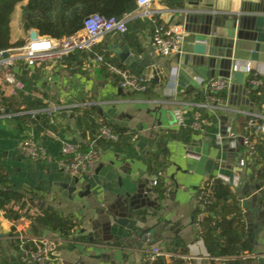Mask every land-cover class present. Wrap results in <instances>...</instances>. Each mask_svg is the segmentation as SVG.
Returning a JSON list of instances; mask_svg holds the SVG:
<instances>
[{"label": "crops", "instance_id": "obj_1", "mask_svg": "<svg viewBox=\"0 0 264 264\" xmlns=\"http://www.w3.org/2000/svg\"><path fill=\"white\" fill-rule=\"evenodd\" d=\"M239 4L234 1V9ZM184 6L185 0H153L147 9L160 22L180 24L185 29L186 42L181 55L162 57L153 50L151 17L144 15L146 9H134L129 13L126 32L105 33L92 51L76 50L61 60L34 65L19 57L15 70L25 84V91L15 93L11 84L0 81V101L10 91L16 96L14 108L0 102L4 108L0 112V164L7 174V185L22 192L33 190L41 207L71 214L78 222L69 236L71 241L58 245L51 262L26 263L19 258L16 240L40 235L34 234L30 219L24 216L13 219L0 207V264H140L146 250L153 245L164 249L170 242H181L187 248V253L169 251L184 259L181 264H210L206 244L193 226L201 183L212 175L231 176L241 171L239 197L251 196L254 207L264 208V199L258 197L262 188L257 189L251 169L244 163L241 142L243 112L264 111V97L254 104L250 90L244 89L245 84L240 85L236 78L225 93L229 109L212 113L216 121L208 133H196L188 142L170 137V130L178 131L192 122L196 112L193 103L205 99L202 81L229 75L237 61H252L254 68L264 73V37L258 41V32L242 25L236 16L220 13L202 21L199 12L183 11ZM19 9L16 7L10 25L11 42H22L11 47L16 53L30 39V29H24ZM233 19L235 23L231 22ZM204 34L208 36L206 51L196 54L193 44ZM122 52L130 55L122 58ZM97 55L104 61H98ZM106 62L137 73L151 86L149 91L122 89L118 74ZM171 68L174 73L168 76L167 69ZM27 98L39 99L42 106L27 109L24 102ZM48 108H55L52 115ZM85 109L98 121L126 131L129 142L113 145L100 141L99 162L77 177L75 183L76 177L59 167L58 156L63 141L86 144L92 138L93 129L80 123ZM177 109L181 119L175 114ZM35 110L40 111L33 113ZM10 113L16 114L7 115ZM25 113L32 117L44 115L45 126L27 123L19 131L16 117ZM162 134L167 138L169 154L161 174L168 190L161 196L153 189L157 175L149 173L148 164L159 149ZM25 135L44 145L48 154L45 160H34L21 150L20 142ZM263 156L264 149L252 162L256 168L263 164ZM243 175L248 178L242 180ZM141 184L152 191L137 198L135 194ZM73 186L77 190L71 194L69 187ZM133 207L142 208L133 211L138 225L156 226L145 240L128 237L130 230L112 219L124 211L132 214ZM248 212L246 208L252 256L257 258V264H264V224L261 216Z\"/></svg>", "mask_w": 264, "mask_h": 264}, {"label": "built area", "instance_id": "obj_2", "mask_svg": "<svg viewBox=\"0 0 264 264\" xmlns=\"http://www.w3.org/2000/svg\"><path fill=\"white\" fill-rule=\"evenodd\" d=\"M152 1L136 0L135 9L147 10ZM129 15L127 13L123 17L118 18L92 13L84 19L82 28L70 35L55 38L38 33L37 38L34 40L29 39L18 53L11 47L0 48V81L11 84L15 93L18 90L25 91V84L15 70L16 60L19 57L25 58L28 65H34L37 62L61 60L76 50L92 51L105 33L126 32ZM144 15L151 17L152 13L147 10ZM150 19L152 25L150 38L155 51L162 57L183 54L186 42L185 29L180 24L162 23L155 16ZM96 59L104 61L100 55H97ZM106 64L109 69L118 74L119 86L122 89L130 92H146L148 90V83L137 73L131 70L118 69L107 62ZM171 70L174 73V69L171 68ZM236 71L243 72V83L248 90L264 87V73L256 70L252 61L249 60L234 63L229 75L214 77L206 81H202L195 75L196 79L202 81L205 92L203 101L193 103L196 107V112L190 125L197 133L205 134L207 126L212 124L210 119L203 115V112L213 115L212 113L218 110L229 109L230 106L225 93L235 82L236 76L234 72ZM54 110L55 108L47 109L50 115L53 114ZM38 111L40 110H35L33 113H38ZM0 112H4L3 107H0ZM15 114L10 113L7 115L12 116ZM175 114L178 119H181L179 109L175 111ZM243 114L245 120L241 142L244 148V163L247 165L249 162L252 163L258 156L260 145L263 144L264 149V111L246 110ZM118 139V134L106 122H102L97 134L86 144L78 140H67L61 143L58 156L59 167L71 176L79 177L99 162L100 140L115 142ZM20 147L23 152L34 160H45L48 156L44 145L30 135L23 137ZM218 177L229 182L234 187H238L241 181V175L238 173H234L231 176L219 174ZM152 184H157V178L153 180ZM210 195L211 188L206 180L198 188L196 196L197 211L193 218V226L199 234L203 231L202 221L209 215L206 211V206L210 203ZM242 200V197L237 199L238 205L241 207L243 214L246 215V207L242 204ZM244 219L246 220L245 216ZM64 241L70 242L71 238H64L58 234H44L31 238L22 236L17 238L16 246L21 261L26 263H49L53 260L58 245ZM170 256L171 253L169 251L164 250L159 245H153L144 252L140 264H152L159 257L168 258ZM247 256L244 255V258H247Z\"/></svg>", "mask_w": 264, "mask_h": 264}, {"label": "trees", "instance_id": "obj_3", "mask_svg": "<svg viewBox=\"0 0 264 264\" xmlns=\"http://www.w3.org/2000/svg\"><path fill=\"white\" fill-rule=\"evenodd\" d=\"M19 4L24 29L35 28L39 34L55 38H62L79 31L83 26L84 19L92 13L121 18L136 8V0H0V48L16 47L22 44L21 41L12 43L10 40L11 19ZM24 80L27 79L24 78ZM148 86L146 92L151 87ZM249 94L254 104H259L261 98L264 97V87L250 89ZM15 100L16 96L10 91L3 94L0 102L7 107L14 108ZM24 102L27 109L42 106L39 99L30 100L27 98ZM203 115L210 119L211 123L216 121L215 115L206 112H203ZM45 118L41 114L32 117L31 114L25 113L16 117L17 126L19 131H23L27 123L36 124L38 127L45 126ZM102 122L98 121L87 109L80 117V123L93 129L92 137L97 134ZM108 125L119 136L115 142L107 141L108 144L121 143L124 145L129 142V135L126 131L120 127ZM211 125L207 126L206 133L211 130ZM196 133L197 131L188 124L178 131L170 130V137L188 142ZM259 149L263 150V144ZM168 154L167 138L162 134L159 140V149L154 154L152 162L148 164L149 173L157 175V184L153 186V189L161 196L168 190V186L161 176L167 164ZM262 161L263 164L258 168L250 162L247 165L251 169V178L262 183L261 194L264 196V156ZM6 181L7 174L0 164V207L11 218L18 219L24 216L30 219L34 234L37 235H42L44 230L48 229L64 238L70 236L78 223L73 215H64L49 207H41L36 202L33 190L22 192L14 188L10 189ZM207 182L211 188L210 203L206 206L209 215L202 221L203 231L200 236L208 249L211 258L210 264L218 262L219 264H257V258L252 256L253 243L249 237L248 222L244 219L245 215L237 201L239 190L218 176H210ZM141 213L145 216V211ZM164 250L172 253L188 252L181 242L167 243ZM244 255H248L247 258H244ZM183 261V258L173 254L170 256V260L159 257L152 264H181Z\"/></svg>", "mask_w": 264, "mask_h": 264}, {"label": "water", "instance_id": "obj_4", "mask_svg": "<svg viewBox=\"0 0 264 264\" xmlns=\"http://www.w3.org/2000/svg\"><path fill=\"white\" fill-rule=\"evenodd\" d=\"M234 1H239L238 9H234ZM185 9L184 10H194L199 12L202 21H205L207 18L216 17L220 13H228L229 15L236 16V18H240L242 20V25L249 26L250 28L253 27L255 33L258 32V41H262L264 37V0H185ZM232 23L234 19L231 20ZM38 36V31L35 29H30V39L34 40ZM201 37H197L196 41L193 44V52L196 54H204L206 51V40L208 36L206 34L200 35ZM154 50V47L152 48ZM130 55V52H122L121 57L125 58ZM187 59V55L185 56ZM168 70V76L171 75L170 69ZM156 74V70L154 71ZM227 75V74H226ZM234 75L237 78V82L242 85L243 84V77L244 74L241 71L234 72ZM155 81L158 82V77L155 76ZM246 89V86H243ZM204 93L202 94V100L204 99ZM240 165V164H239ZM240 174L243 172L239 171ZM245 175V174H244ZM242 177V180L247 179V176ZM78 182V178L76 177L75 183ZM256 184L258 186L257 189L262 188V183L256 180ZM77 190V186L69 187V192L72 194L74 191ZM152 188L145 187L142 184L138 186L137 192L135 197H143L145 193L151 192ZM258 191H255L256 193ZM259 199L263 200L264 196L260 193ZM252 197L243 198L242 204L248 209V213L259 215L262 218L264 224V208L258 209L251 204ZM154 206V205H149ZM144 209V208H143ZM140 211L142 210L141 207H133L132 214L124 211L122 215L113 216V220L116 224L122 225L130 230V233L127 235L128 237H136L137 239L148 238V233L150 234L152 230L155 229L154 226H147L145 228L141 227L137 224V219L133 218V211ZM135 215V214H134ZM141 216V215H140ZM145 217L142 215V218ZM142 221H145L144 218ZM103 226V224H102ZM49 230L45 229L44 234H48Z\"/></svg>", "mask_w": 264, "mask_h": 264}, {"label": "rangeland", "instance_id": "obj_5", "mask_svg": "<svg viewBox=\"0 0 264 264\" xmlns=\"http://www.w3.org/2000/svg\"><path fill=\"white\" fill-rule=\"evenodd\" d=\"M17 7H18V11H20V9H19L20 8V4ZM3 85H5V84L3 83Z\"/></svg>", "mask_w": 264, "mask_h": 264}]
</instances>
